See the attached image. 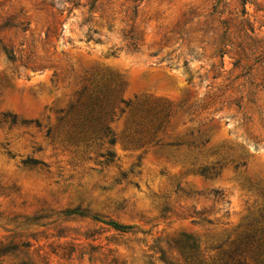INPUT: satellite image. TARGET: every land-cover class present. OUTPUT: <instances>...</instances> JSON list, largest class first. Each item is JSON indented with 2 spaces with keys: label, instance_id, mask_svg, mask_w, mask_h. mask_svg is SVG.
Segmentation results:
<instances>
[{
  "label": "rangeland",
  "instance_id": "rangeland-1",
  "mask_svg": "<svg viewBox=\"0 0 264 264\" xmlns=\"http://www.w3.org/2000/svg\"><path fill=\"white\" fill-rule=\"evenodd\" d=\"M240 241L264 264V0H0V264Z\"/></svg>",
  "mask_w": 264,
  "mask_h": 264
},
{
  "label": "trees",
  "instance_id": "trees-1",
  "mask_svg": "<svg viewBox=\"0 0 264 264\" xmlns=\"http://www.w3.org/2000/svg\"><path fill=\"white\" fill-rule=\"evenodd\" d=\"M104 90L103 89H98V92H103ZM106 91V90H105ZM116 91H117V85L114 87V88H111L110 89V91H109V95H111L112 97L115 95V93H116ZM82 93H84V92H82ZM93 96H89L87 99H89V102L92 104V106L94 107V106H96V104L98 103V101H100V99L97 97V96H95L94 98H92ZM120 102H122V103H125L126 104V106H128L129 105V103L128 102H125L124 100H120ZM73 107H71V109H72ZM94 109H92L90 112H92ZM120 111L121 112H123L124 111V109H120ZM103 129H108V126H104L103 127ZM110 142L111 143H113L114 142V139L113 138H111L110 139ZM102 155H106L108 158H107V160H111V158L114 156V154L111 152V151H106L105 153H103ZM205 170L206 169H202V172H205ZM123 228V227H122ZM242 242L240 241V242H238V243H235L234 244V247H233V249H231V250H228V257L230 258V260H234V258L235 257H237L236 258V263H238V264H243V263H245V261H243V259L241 258V255H242V252H243V246H242ZM193 247V246H192Z\"/></svg>",
  "mask_w": 264,
  "mask_h": 264
}]
</instances>
